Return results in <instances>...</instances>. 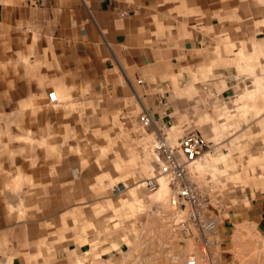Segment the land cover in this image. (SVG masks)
Listing matches in <instances>:
<instances>
[{"label": "rangeland", "instance_id": "1", "mask_svg": "<svg viewBox=\"0 0 264 264\" xmlns=\"http://www.w3.org/2000/svg\"><path fill=\"white\" fill-rule=\"evenodd\" d=\"M261 46L253 58H240L247 68L239 71L252 77L248 88L206 106L192 91L171 123L173 131H200L209 140L193 179L213 186L218 218L249 209L254 193L264 195ZM20 52L0 46V264H186L200 254L198 235L179 230L187 210L173 206L168 181L159 179L156 191L146 186L158 177L157 135L142 128L139 106L84 90L67 92L65 100L54 90L73 105L51 104L44 88L56 76ZM217 210L210 208L212 215ZM248 224L249 239L234 245L238 251L219 247V264H264V231ZM248 244L253 261L242 251Z\"/></svg>", "mask_w": 264, "mask_h": 264}, {"label": "crops", "instance_id": "2", "mask_svg": "<svg viewBox=\"0 0 264 264\" xmlns=\"http://www.w3.org/2000/svg\"><path fill=\"white\" fill-rule=\"evenodd\" d=\"M1 44L54 73L44 88L47 100V91L65 100L67 92L84 90L107 103L139 106L151 115L157 137L177 145L185 134L171 123L192 91L206 106L249 87L252 77L238 68L246 67L241 57L264 47V0H47L42 8L0 0ZM260 194L249 209L218 218L214 264L221 263L220 246L231 253L249 239L248 223L255 233L264 231ZM245 253L255 260L250 248Z\"/></svg>", "mask_w": 264, "mask_h": 264}, {"label": "built area", "instance_id": "3", "mask_svg": "<svg viewBox=\"0 0 264 264\" xmlns=\"http://www.w3.org/2000/svg\"><path fill=\"white\" fill-rule=\"evenodd\" d=\"M47 0H29V5L42 8ZM141 82V81H140ZM51 104H59L56 91L48 93ZM139 122L142 128H150L153 119L149 113H143ZM207 137L200 131L184 135L177 145H172L166 137H157L153 153L158 168V177L147 180L150 191L159 189V179H166L172 190V204L176 208L187 210V215L178 222L182 235H198L200 254H192L187 264H211V252L218 231V216L221 211L219 201L215 202L211 185L203 186L193 179V170L205 161L210 145ZM216 205L218 215H212L210 208ZM200 239V240H199ZM199 260L201 263H199Z\"/></svg>", "mask_w": 264, "mask_h": 264}]
</instances>
